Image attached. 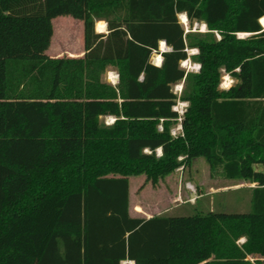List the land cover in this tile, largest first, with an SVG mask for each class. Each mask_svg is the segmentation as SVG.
Masks as SVG:
<instances>
[{
	"label": "trees",
	"instance_id": "1",
	"mask_svg": "<svg viewBox=\"0 0 264 264\" xmlns=\"http://www.w3.org/2000/svg\"><path fill=\"white\" fill-rule=\"evenodd\" d=\"M61 15L83 21L84 56L46 53ZM263 16L264 0H0V264H264ZM227 73L248 85L222 89ZM198 157L255 184L250 211L131 215V176Z\"/></svg>",
	"mask_w": 264,
	"mask_h": 264
},
{
	"label": "rangeland",
	"instance_id": "2",
	"mask_svg": "<svg viewBox=\"0 0 264 264\" xmlns=\"http://www.w3.org/2000/svg\"><path fill=\"white\" fill-rule=\"evenodd\" d=\"M179 18L186 30H189V21L184 23L181 15ZM101 24H99V30ZM202 24L195 22L193 30L207 31V29H202ZM262 26L264 27L263 24ZM53 27L54 34L46 53L51 57L74 54L83 43L80 42V34L83 35L84 32L83 21L71 15H61L53 20ZM240 36L244 37L241 34ZM190 53L195 52L192 50ZM155 55L156 53L152 57L154 64H156ZM195 64L198 63L188 59L182 62L181 66L186 71H192V69L195 71ZM104 78L112 84H117L119 81L117 71L112 67L108 68ZM248 81L246 74L241 78H236L227 73L222 77L220 87L228 89L237 83L247 86ZM223 85H228V87H223ZM182 89L183 83L174 86V91L178 95H181ZM185 105L186 102L179 99L176 107L182 111ZM102 119L106 124L114 122L112 116ZM179 124L173 126L172 133L179 132ZM258 168L262 169L261 166ZM254 186L255 184L244 180H230L223 176L212 175L207 160L204 157H198L191 165L175 170L156 183L148 180L144 174L131 176L130 211L132 216L144 218L160 214L189 215L195 207L204 211L248 212L250 211L251 188Z\"/></svg>",
	"mask_w": 264,
	"mask_h": 264
},
{
	"label": "bare ground",
	"instance_id": "3",
	"mask_svg": "<svg viewBox=\"0 0 264 264\" xmlns=\"http://www.w3.org/2000/svg\"><path fill=\"white\" fill-rule=\"evenodd\" d=\"M181 17H182V21L184 22V23H188V18H187V16L185 15V14H181ZM260 22L264 25V16L260 19ZM202 29L203 30H206L207 29V26H206V24L205 23H203L202 24ZM105 30V25L104 24H101L100 25V30L99 31H104ZM246 34L247 33H241V35L242 36H246ZM167 45H166V43H165V41H162L161 42V51H165L166 49H167ZM193 52H197V50L196 49H193ZM162 60H163V57H162V55L161 54H159V53H156V55H155V63H156V65H160L161 63H162ZM186 61V60H185ZM184 62V61H183ZM229 77V76H228ZM228 84V83H227ZM223 87H228V85H223ZM159 151H161V149H159ZM126 263H130V264H134L135 262L134 261H124L123 262V264H126Z\"/></svg>",
	"mask_w": 264,
	"mask_h": 264
},
{
	"label": "crops",
	"instance_id": "4",
	"mask_svg": "<svg viewBox=\"0 0 264 264\" xmlns=\"http://www.w3.org/2000/svg\"><path fill=\"white\" fill-rule=\"evenodd\" d=\"M102 23L105 25V30L104 31H99L98 27L99 24ZM84 24V23H83ZM96 32L97 33H104L107 34L108 33V23L104 20H98L96 22ZM83 38H84V32L83 35L80 34V42H83ZM85 54V48H84V42L82 44H80V47H78V49L74 52V54L70 55V57H82ZM155 54V53H154ZM69 56V55H68ZM61 57V56H59ZM161 65V64H160ZM118 74V73H117ZM119 76V75H118ZM126 261H131V260H126ZM124 262V261H123ZM123 262L121 264H123ZM135 264V263H134Z\"/></svg>",
	"mask_w": 264,
	"mask_h": 264
},
{
	"label": "built area",
	"instance_id": "5",
	"mask_svg": "<svg viewBox=\"0 0 264 264\" xmlns=\"http://www.w3.org/2000/svg\"><path fill=\"white\" fill-rule=\"evenodd\" d=\"M194 68H195V71H199V69H200V65H198V64H195V66H194ZM192 71H194V69H192ZM186 107H187V103H186V105H185V107L183 108V110L182 111H180L176 106H175V110H177L178 112H179V114L180 115H183L184 114V112H185V110H186ZM114 120H115V118H114ZM113 120V121H114ZM162 128V127H161ZM179 132L181 131V129H182V126H181V124H179ZM178 132V133H179ZM173 134L174 135H176L177 134V132H173Z\"/></svg>",
	"mask_w": 264,
	"mask_h": 264
},
{
	"label": "water",
	"instance_id": "6",
	"mask_svg": "<svg viewBox=\"0 0 264 264\" xmlns=\"http://www.w3.org/2000/svg\"><path fill=\"white\" fill-rule=\"evenodd\" d=\"M248 35H249V34H246V36H248ZM165 43H166V42H165ZM166 45H167V44H166ZM169 49H170V48H169V47H167V49H166V50H169ZM166 50H165V51H166Z\"/></svg>",
	"mask_w": 264,
	"mask_h": 264
}]
</instances>
